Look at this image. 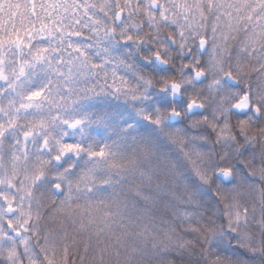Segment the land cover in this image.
<instances>
[{
    "label": "snow or ice",
    "instance_id": "6c2138e0",
    "mask_svg": "<svg viewBox=\"0 0 264 264\" xmlns=\"http://www.w3.org/2000/svg\"><path fill=\"white\" fill-rule=\"evenodd\" d=\"M0 264H264V0H0Z\"/></svg>",
    "mask_w": 264,
    "mask_h": 264
}]
</instances>
